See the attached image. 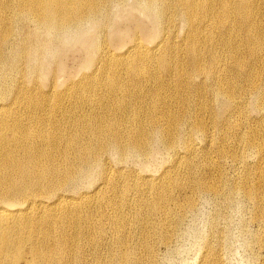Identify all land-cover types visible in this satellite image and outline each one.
Segmentation results:
<instances>
[{"label": "rangeland", "instance_id": "374dc122", "mask_svg": "<svg viewBox=\"0 0 264 264\" xmlns=\"http://www.w3.org/2000/svg\"><path fill=\"white\" fill-rule=\"evenodd\" d=\"M170 1L172 4L167 3L166 13L159 25L163 31L155 40L148 34L134 32L137 24L135 19L140 22L142 29L150 31L152 23L149 19L135 11L130 12V19L121 14L133 5L134 0L109 5L108 20L102 17L99 21H87L82 25V30L76 35L83 31L85 34L80 35L86 36L98 46L96 60L105 51L118 56L108 64L107 69L95 64L96 61L92 67L84 69L82 64L86 54L79 44L70 45L75 34L68 33V43H63L59 58L52 61L42 75L40 71L29 72L24 63L26 44L31 42L27 30L34 26L30 21L33 18L29 15L27 18L19 16V0H0V40L6 37L8 41L6 49H2L0 59V87L4 79L9 86H2L0 92L7 103H14L3 109L4 119L16 121L20 126L28 128L34 136L55 141L59 134L56 126L60 133L69 135L74 132V124L79 121L84 123L89 118V125L106 120L110 128L116 130L119 120L107 117L111 111L125 112L139 106L144 111H151L153 116L152 105L159 104L162 114L170 112L168 130L173 141L168 147L175 148L170 151L163 144L164 138L159 131L153 134L144 132L143 142L148 148L146 154L124 152L117 156L112 149L107 148L101 155V161L90 168L75 189L57 181V176L50 172L43 180V187L49 182L56 183L55 187L67 190L65 194L74 197L72 199L81 194L93 195L103 180L100 176L105 172L113 175L119 173L125 180L116 179L112 183L113 190L111 185L103 196H97V206L86 212L92 218L89 230L83 226L82 221L72 229L64 228L66 223L61 227L51 225L62 215L75 222L85 214L83 210H78L79 207L41 213L44 221L40 225L29 223L32 243L18 248L17 252L20 254L17 264H25L30 259L31 247L39 251L31 260L33 264H122L113 255L115 251L139 257L138 261L125 264H264V184L257 185L259 172L264 169V149L262 154L256 149L248 150L247 147L237 149V137L242 134L226 127L232 116L242 112L245 124L240 131L248 133L249 128L257 129L260 126V136L264 139V116L256 109L252 96L243 97L250 93L256 83L259 86L254 91L260 90L263 93L264 90V0L247 2L251 11L254 9L256 12L254 25L260 28L257 38L262 48L255 59L251 58L246 47L247 25L242 19L246 11L242 10L241 14H235L231 19L226 18L232 21L231 31L222 27L225 18L223 20L217 14L218 27L212 31L210 40L206 37L210 29L204 23L203 27L200 25V19L206 16L204 13L196 11L192 17L193 24L190 25L179 16L177 0ZM207 1L214 11V0ZM116 27L126 28V31L120 37L113 36L111 31ZM202 29L203 32H200ZM160 42L163 45H158ZM134 43L149 51L145 59H142V71L146 74L140 79L134 77L135 70L140 65L139 57L134 56L131 51ZM157 45L160 50L155 52ZM190 46L198 56H202L198 68L189 55ZM232 46L238 48L235 57L238 66L228 55ZM11 47H16L17 56L10 53ZM128 52L130 53L126 56ZM212 55L215 62L211 60ZM58 62L62 66V74L57 73ZM124 62L129 63L131 74L124 70L122 64V70L114 65ZM174 64L181 65L183 79L175 71ZM114 69L117 72H113ZM198 69L203 72V77L196 76ZM102 70L113 75L114 82L124 90L110 92L104 83ZM212 72L216 75L218 72L224 74L223 88L232 92V99L235 98L238 102L240 98H244L237 109H231L229 102L217 99L211 93V89L215 87ZM87 74H90V78L83 79ZM91 81L94 83L93 87L88 84ZM89 97L98 105L85 104L83 100ZM114 105L119 107L115 108ZM182 112H186V116L181 115ZM16 117L22 120L23 125ZM28 118H31V123L26 124L25 120ZM186 119L203 124L204 131L212 136L222 135L225 141L208 142L204 136L189 130L188 133L183 131ZM243 137L245 140L251 138L248 135ZM96 141L101 145L106 143L103 137ZM187 142L197 149V154L203 152V159H197L199 165L203 163V168L185 169L181 178L167 180L170 181L167 202L172 213L160 216L153 211L150 203L142 205L148 198L144 194L140 195L134 185L145 182L147 190L154 187L157 178L171 165L173 156L184 154ZM62 150L63 146L60 154ZM45 151L47 156L52 154L50 149ZM220 151H236L243 156V163H230L228 159L220 157ZM64 156L74 164L73 151L70 150ZM190 158L194 159L195 156ZM188 160V157L183 158L184 162ZM212 182L219 183L221 193L218 191L215 194L212 189L205 188ZM202 184L203 189L200 188ZM235 185H241V189L231 193L230 188ZM125 189L133 192L125 194ZM247 190L250 191V197H247ZM36 194L45 195L42 191ZM19 195L18 199H23L24 195ZM109 199L112 205L107 203ZM99 204L102 205L98 207ZM71 212L73 217L68 216ZM111 219H116L115 225L110 224ZM62 231H65L67 237L72 233L78 234V244H75L77 249L70 258L65 257L66 250L59 241ZM89 232L93 241L86 245L85 239ZM42 238L58 240L57 245L53 242L45 244Z\"/></svg>", "mask_w": 264, "mask_h": 264}, {"label": "bare ground", "instance_id": "6f19581e", "mask_svg": "<svg viewBox=\"0 0 264 264\" xmlns=\"http://www.w3.org/2000/svg\"><path fill=\"white\" fill-rule=\"evenodd\" d=\"M19 2V16L27 18V15H29L33 18L30 19V21L34 26L27 30V35L31 42L27 44L25 42L27 50L24 53V63L29 72L34 73L40 71L42 75H44L49 64L59 58L61 49L64 46L63 43H68L66 37L68 33H72V35L75 34V37H72V40L70 39V45L79 44L86 54L85 62L82 64L84 69L92 67L91 65H93L94 61H96L95 64L98 63L101 65L102 69H107L108 64L112 62L113 59L118 58V56L109 54L105 51L104 54L102 56L100 55L99 58L97 57L96 60V56L99 53L98 46L95 45L92 40L83 36L85 34H83V31L80 33L83 35L76 34L82 30V25L87 21H99L102 17L108 20L107 10L109 5L113 3L125 4L127 0H19ZM212 2L216 4L214 11L210 8L207 0H177V5H179L178 14L191 25L193 21L192 17L196 11L204 13L206 16L204 18L202 16L200 25L203 27L204 23L207 29H210V33L206 34V37L211 40L213 36L212 31L214 32L218 27L216 22L217 14H220L223 20L225 18V21H228H223L222 27L231 31L232 24L230 22L232 21L226 18L230 17L231 19L235 14H241L242 10L246 11L242 18L247 25L246 47L251 54V58H257L260 55L258 53L259 49L262 48L261 42L257 38L260 28L254 25L256 12L254 9L251 11L248 7V0H214ZM167 3L171 5L172 1L134 0L133 5H131L125 13L121 14H125V17L130 19L132 18L130 12L135 11L149 19L150 23H152V29L150 31L142 29L140 22L135 19L137 24H135L136 31L134 32L141 35L148 34L155 40L163 31V29H160L159 25L163 15L166 13L168 7ZM119 17H121V15ZM194 26L195 25H193V27ZM125 31L126 28H117L113 29L111 34L120 37ZM200 32H203V29ZM195 35L196 34H194V36ZM5 38L6 37H2L0 40V59L3 55L2 49H6L8 45V41ZM158 45H163V42L158 43ZM158 45L154 48L155 52L160 50V46ZM231 49V51H228V55L232 60L234 59V64L238 66L235 59L238 48L232 46ZM131 51L134 56L137 55L139 57L140 64L135 70L134 77L137 79L143 78L146 73L142 71V59H145L149 51L137 46L136 43L132 45ZM10 53L17 56L18 51L16 47H11ZM129 53L130 52H128L126 56H128ZM189 53L193 64L198 68L202 56H198L191 46L189 47ZM211 60L215 62V57L213 55L211 56ZM120 64L123 65L124 70L128 74H131L128 62L115 63L114 65L121 69ZM161 65H163V63H161ZM174 67L176 68L175 71H177L178 75L183 79L181 65L174 64ZM112 71L117 72V69ZM197 71L199 73L196 76L203 77L201 69ZM57 73H63L60 62L57 64ZM101 73L104 76V83L110 92L123 89L116 81L114 82V76L109 75L107 70H102ZM212 75L213 77L211 78L214 79L215 87L211 89V93L215 98L229 102L231 109L235 110L238 108L240 102L244 100L243 97L252 96V98L255 99L256 109L264 116V90L263 93L260 90L254 91V89L259 86L258 83L250 90V93L244 95L240 98V101L237 102L235 98H231L232 92L230 93L223 88L225 80L224 74L218 72L216 75L212 72ZM215 75L216 77H214ZM45 76H43V78ZM88 78H90V74L83 76L85 80ZM88 84L91 87L94 85L92 81ZM2 86L4 88H9L5 83V79L1 83V89ZM143 86H145V84H143ZM2 99L3 93L0 92V175L3 176H0V264L18 263L20 254L17 252L18 248L32 243V238L28 231L29 223L34 222L35 226L40 225L44 221V217L41 215L43 212H53L59 209H68L73 206L79 207L80 209L78 210H83L85 214L75 222H71L68 220L67 216L62 215L51 225L61 227L66 223L64 228L72 229L79 221H82L84 224L83 226L89 230L88 225L91 224L92 218L87 215L86 212L97 206V196H103L107 188L111 186L116 179L118 181L125 180V177L119 173L113 175L105 172L100 176L103 180L101 184L97 186L93 195L83 196V194H81L76 197V199H72L74 197L65 194L67 190L61 189L62 187H55L56 183L49 182L46 187H43V180L50 172H53L57 176V181H62L68 188L75 189L79 180L87 175L90 168L98 161H101V155L107 148L112 149L117 156H121L124 152L144 155L148 151L147 145L143 142L144 132L153 134V132L158 133L159 131L164 138L163 144L167 145V147L170 146L173 141L168 130V115L170 112L162 114L159 109V104L152 105V110L154 112L153 116L151 111H144V109L139 106H135L125 112L111 111L112 113L107 114V117L110 120H119L116 130L111 129L106 120H100L93 125H89V118H87L84 123L79 121V123L74 124V132L69 135H66L64 132L60 133L56 126L59 134L54 141L45 139L41 136H34L28 128L20 126L16 121L10 122L4 119V116L2 117L3 109L9 108L11 105H14V103L9 104ZM15 100L16 98H14V102ZM83 102L87 105H98L91 97L84 99ZM114 107L118 108L119 105H114ZM200 108L199 106V109ZM181 115L186 116V112H182ZM148 116L150 120H148ZM16 119L22 124V120L17 117ZM25 122L26 124L31 123V118H28ZM191 123L192 121L186 119L183 122L182 130L187 133L189 130L196 135L204 136L205 140L208 142H212L213 140L225 141L222 135L212 136L204 131L203 124ZM244 124L245 116L242 115L241 112L232 116L228 122V126H226L229 127L231 131L242 134L237 137V149L243 150L247 147L248 150L256 149L262 154L264 139L260 136V126L257 129L249 128L248 133H244L240 131ZM180 125H182V123ZM186 132L184 133L186 134ZM244 135H248L251 138L245 140L243 137ZM101 137H103L106 142L102 145L96 141ZM93 141H96V143H93ZM62 146L63 150L60 154L59 151ZM168 148L170 151H174L175 149L172 147ZM45 149H50L52 154L47 156ZM70 150L74 152V164L64 156ZM184 151V154L181 156H173L171 165L165 169L164 174H161L159 178H157L156 183H152L154 187H150L147 190V183L145 182L142 185H134V188L140 195L144 194L148 198L142 205L145 206L150 203L153 211L160 216L165 217L169 213H172L169 208V203L167 202L170 194V188L168 186L170 181L167 180L173 177L181 178L185 169L193 170L196 167L203 168V163L199 165L197 161L198 158L203 159V152L197 154V149L188 142L185 145ZM219 155L220 157H224V159H228L232 164L243 163L244 160L243 156L241 154L238 155L236 151H220ZM194 156V159L190 158ZM184 157H188V162L183 161ZM46 164L51 166L52 169ZM263 176L264 169L259 172L260 178L257 185L264 184ZM240 187L241 185L231 187V193L240 190ZM200 188L203 189V184ZM205 188L212 189V192L215 194H217L218 191L220 193L222 192L217 182H212L211 185H207ZM113 189L114 185H112V190ZM40 191L45 195L36 194L40 193ZM130 192H133V190L125 189L123 193L128 194ZM19 194H21V196L24 195L23 199H18L20 197ZM246 194L247 197H250V191L247 190ZM107 203L109 205L113 204L110 199L107 200ZM101 205L102 204H99L98 207ZM110 209L113 208L110 207ZM68 216L73 217V213H69ZM110 224L115 225L116 219H111ZM162 226L164 225H160V227ZM168 228L169 226L166 227V229ZM64 232L65 231H62L60 233L59 241L66 250L65 257L70 258L72 252L77 249L75 244H78V234L72 233L70 237H67ZM42 239L45 244L53 242V244L57 245L58 240H51V238ZM92 241V234L89 232L85 239V243L89 245ZM38 253L39 251L35 247H31L29 249L30 259H27L25 264H33L31 260ZM113 255L117 256V260L122 264L138 261L137 258H139L136 254L131 255L128 252H123L121 254L120 251H115Z\"/></svg>", "mask_w": 264, "mask_h": 264}]
</instances>
